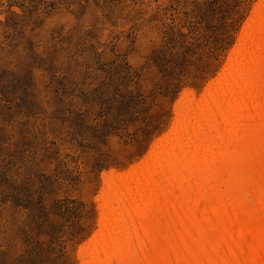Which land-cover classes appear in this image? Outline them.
<instances>
[{
	"label": "rangeland",
	"instance_id": "rangeland-1",
	"mask_svg": "<svg viewBox=\"0 0 264 264\" xmlns=\"http://www.w3.org/2000/svg\"><path fill=\"white\" fill-rule=\"evenodd\" d=\"M260 0H0V264H82L103 176L170 133Z\"/></svg>",
	"mask_w": 264,
	"mask_h": 264
},
{
	"label": "bare ground",
	"instance_id": "bare-ground-1",
	"mask_svg": "<svg viewBox=\"0 0 264 264\" xmlns=\"http://www.w3.org/2000/svg\"><path fill=\"white\" fill-rule=\"evenodd\" d=\"M219 78L170 133L103 176L82 264H264V0Z\"/></svg>",
	"mask_w": 264,
	"mask_h": 264
}]
</instances>
